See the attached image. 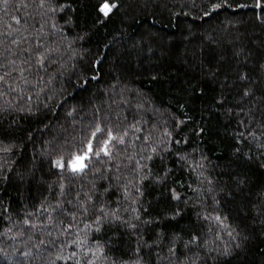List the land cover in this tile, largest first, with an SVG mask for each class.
<instances>
[{
    "label": "trees",
    "instance_id": "16d2710c",
    "mask_svg": "<svg viewBox=\"0 0 264 264\" xmlns=\"http://www.w3.org/2000/svg\"><path fill=\"white\" fill-rule=\"evenodd\" d=\"M40 2H0V264H264V9ZM97 124L111 157L55 166Z\"/></svg>",
    "mask_w": 264,
    "mask_h": 264
},
{
    "label": "snow or ice",
    "instance_id": "6c2138e0",
    "mask_svg": "<svg viewBox=\"0 0 264 264\" xmlns=\"http://www.w3.org/2000/svg\"><path fill=\"white\" fill-rule=\"evenodd\" d=\"M0 2H2L4 5H7L8 0H0ZM40 7L44 8V7H48V10L51 12H55L56 11V7L55 6H51V5H47L46 4V0H41L40 2ZM62 7V6H61ZM117 5L115 3L113 4H109L108 0H105V2L100 6V12H102L104 14L105 17H107L109 15V13L116 8ZM221 7H231V5L228 3V0H217L216 3H212L211 4V8L212 10H217ZM236 7H246V5L243 4H238L236 5ZM256 7L262 8L264 9V0H256ZM205 15H208V13L206 12ZM15 19V18H14ZM17 23H19V21H17ZM53 27H55V25H53ZM13 43H15V41H13ZM40 47H43V45L41 44ZM27 51V50H25ZM37 64L42 65L44 63V59H46V57H44L43 53L37 52ZM28 61H25V63H27ZM14 63V61L12 62ZM262 69H264V65L261 66ZM21 75H23L24 69L21 68L20 69ZM5 75H9L8 72L5 73ZM241 81H245L248 80L249 77L246 74H240L238 77ZM4 80V76H0V81ZM24 82L27 83V78H24ZM256 95V92L254 90H252L251 88L245 87L243 94L241 96V100L244 99H251L253 96ZM260 99L261 101H264V88L260 89ZM249 114H251V112H249ZM258 124L259 127H261L262 129H264V110L261 111V116L258 119ZM203 131V129H201V132ZM104 132V129H102L100 127L99 124H97L95 126V129L93 131H91L90 136L88 138H86V142H84L83 144V149H77L76 152H69L67 159H65V156L63 154H60L58 156V158L54 161L55 166L63 169V170H70L72 173H82L84 172V170L87 168V163H85L86 161H91V159L93 157L96 158H102V157H111V151L109 148V145L111 143V141L114 139V135L113 132L111 131V129L107 130V136L106 138H104L101 141L100 138V134ZM165 135L171 137V133L165 131L164 133ZM125 135H127V133H125ZM246 134L245 133H240L241 137H244ZM247 135H253V133L248 132ZM120 143H124L122 138H118ZM145 141L147 142L148 137L144 138ZM178 142V141H177ZM153 152L156 151L155 147L152 149ZM240 149H237V152H239ZM148 159H151V156L148 157ZM199 167H202V165H198ZM63 185H61V189H63ZM174 198L178 199L177 196L174 195ZM56 210L63 212L65 211L59 204H57L56 206ZM41 211L43 212H47L48 210L46 208H41ZM83 212H87V208L83 209ZM32 213H28L27 217H31ZM48 219L50 221H55V217L52 216L51 213L48 214ZM73 219H75V215L73 214ZM99 217L97 218V220L99 221ZM217 221H220V217L217 216L216 217ZM62 223V221H61ZM23 224L25 227L28 228H32V229H37V228H48L49 232L48 234L51 235V225H45L43 223H41L40 225H37L36 223H34L30 218H25L23 220ZM72 228V224H68L66 228H63L62 231H68ZM97 230H99V227H97ZM8 231H11V229H8ZM229 235H231V232H229ZM29 239H32L31 236H29ZM38 243L34 244L33 247L39 248L40 245H43L45 243V241L43 239H41L39 236L36 237ZM198 239V237H193L192 241H190V243L195 242ZM75 243H77L78 245L81 243L80 241H75ZM237 248L240 247L239 244L236 245ZM22 256H24L27 260V258H29L32 254L29 251H24L21 253ZM73 255H75V253H73ZM221 255L224 256H228L231 255V250L229 248H225L223 253H221ZM19 264H25V261H20Z\"/></svg>",
    "mask_w": 264,
    "mask_h": 264
}]
</instances>
